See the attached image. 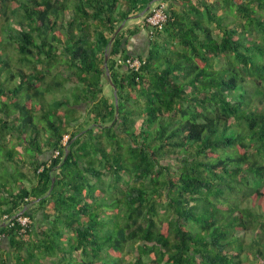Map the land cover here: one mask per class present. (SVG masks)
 <instances>
[{
	"label": "trees",
	"instance_id": "1",
	"mask_svg": "<svg viewBox=\"0 0 264 264\" xmlns=\"http://www.w3.org/2000/svg\"><path fill=\"white\" fill-rule=\"evenodd\" d=\"M158 3L161 31L127 27ZM0 16V264H264V0H0Z\"/></svg>",
	"mask_w": 264,
	"mask_h": 264
},
{
	"label": "built area",
	"instance_id": "2",
	"mask_svg": "<svg viewBox=\"0 0 264 264\" xmlns=\"http://www.w3.org/2000/svg\"><path fill=\"white\" fill-rule=\"evenodd\" d=\"M168 15H167V8L165 4H157L153 7V10L144 16L142 20H139L137 24L140 25H146L148 28H152L155 31H161L167 22ZM119 64H122L123 66H126L128 69L138 71L143 62L138 58L133 59H127L126 61L120 60ZM67 139L64 138L63 145H66ZM59 153L56 152L55 155H58ZM18 223L21 226V233H24L26 228L30 224V220L28 217H19L17 219ZM14 226V222L11 220V225ZM2 237L0 236V241Z\"/></svg>",
	"mask_w": 264,
	"mask_h": 264
},
{
	"label": "crops",
	"instance_id": "3",
	"mask_svg": "<svg viewBox=\"0 0 264 264\" xmlns=\"http://www.w3.org/2000/svg\"><path fill=\"white\" fill-rule=\"evenodd\" d=\"M137 20L129 21L127 27H132L134 24H137ZM126 49L132 55H147L150 50V40L145 31H140L139 33L129 37L126 44ZM68 139V136L65 137ZM35 208V207H34ZM41 212L36 216L39 221H41Z\"/></svg>",
	"mask_w": 264,
	"mask_h": 264
},
{
	"label": "rangeland",
	"instance_id": "4",
	"mask_svg": "<svg viewBox=\"0 0 264 264\" xmlns=\"http://www.w3.org/2000/svg\"><path fill=\"white\" fill-rule=\"evenodd\" d=\"M1 20H3V18H2V16H0V22H1ZM133 21V20H132ZM163 41H161V43H162ZM68 87H70L69 85H67V88ZM105 91H106V93H110V91H109V88H107V87H105ZM65 96V94H63V93H60V94H58V95H55V96H49V100L52 102L53 100H60V99H62L63 97ZM83 110V109H82ZM81 120H87V116H84V115H82L81 116V118H80ZM37 217V216H36ZM41 217V216H40ZM42 219V218H41ZM35 220H37V221H31L30 220V224H32L31 226H32V230H35V224L37 223V222H39V219L37 218H35ZM43 220V219H42ZM43 222L44 223H46L44 220H43ZM29 224V225H30ZM3 246H6V244L5 243H3ZM10 253L12 254L13 253V251H10Z\"/></svg>",
	"mask_w": 264,
	"mask_h": 264
},
{
	"label": "water",
	"instance_id": "5",
	"mask_svg": "<svg viewBox=\"0 0 264 264\" xmlns=\"http://www.w3.org/2000/svg\"><path fill=\"white\" fill-rule=\"evenodd\" d=\"M122 26L117 30V32H119L121 30ZM106 61H107V56L105 58V64H106Z\"/></svg>",
	"mask_w": 264,
	"mask_h": 264
}]
</instances>
